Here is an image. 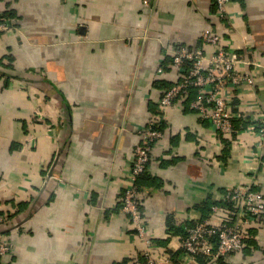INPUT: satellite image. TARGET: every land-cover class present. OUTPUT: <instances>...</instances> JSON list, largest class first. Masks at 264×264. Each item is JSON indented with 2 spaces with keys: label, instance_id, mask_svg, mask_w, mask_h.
Listing matches in <instances>:
<instances>
[{
  "label": "crops",
  "instance_id": "obj_1",
  "mask_svg": "<svg viewBox=\"0 0 264 264\" xmlns=\"http://www.w3.org/2000/svg\"><path fill=\"white\" fill-rule=\"evenodd\" d=\"M16 28L0 32V264H132L143 247L122 197L141 130L180 80L173 50L215 30L254 86L237 87V129L216 131L192 102L170 106L142 174L140 208L155 264H264V213L254 238L221 259L183 262L189 226L229 217L226 196L251 182L264 197L253 118L264 111V0H0ZM161 69V70H160ZM38 113L36 117L35 113ZM227 205V204H226ZM218 207V210H215ZM229 207V206H228Z\"/></svg>",
  "mask_w": 264,
  "mask_h": 264
},
{
  "label": "built area",
  "instance_id": "obj_2",
  "mask_svg": "<svg viewBox=\"0 0 264 264\" xmlns=\"http://www.w3.org/2000/svg\"><path fill=\"white\" fill-rule=\"evenodd\" d=\"M218 16L229 17L231 0H215ZM146 5L151 0H143ZM16 27L7 19L0 18V32H11ZM223 37L215 30H205L204 45L212 44L215 52L209 53L205 46L191 48L180 46L173 50V64L182 69L183 74L174 85L168 88L159 99V114L153 116L141 130V138L135 147L133 164L129 171L128 185L122 197V209L127 213L140 236L143 247L141 256L132 264H155L158 256L154 253L153 238L148 223L140 208V189L137 183L139 176L146 170L154 147L163 137L160 124L167 118L168 108L180 99L188 97L192 88L198 90V98L192 105L213 123L216 131L227 134L236 130V117L242 114L233 112L236 89L242 85L254 86V79L249 72L241 71L238 65L244 60L228 50ZM192 62L187 67V62ZM161 70V69H160ZM36 112L34 116L36 117ZM252 128L259 136V145L264 154V111L260 118H253ZM226 199L233 204L229 217L220 223L211 219H197L188 228V235L182 241L184 263L193 262L199 255L208 259H219L233 251L243 249L248 241L254 238L252 229L258 218L264 213L263 194L254 189L251 182L234 185ZM215 207V210H218ZM13 243L5 240L0 234V253L6 255L13 250Z\"/></svg>",
  "mask_w": 264,
  "mask_h": 264
},
{
  "label": "trees",
  "instance_id": "obj_3",
  "mask_svg": "<svg viewBox=\"0 0 264 264\" xmlns=\"http://www.w3.org/2000/svg\"><path fill=\"white\" fill-rule=\"evenodd\" d=\"M6 15L4 14V13H0V18H4ZM5 19V18H4ZM173 60V59H172ZM191 65H192V62H187V67H191ZM192 89H194V88H192ZM191 89V90H192ZM235 123H236V127H237V120H235ZM161 126H162V124H160V128H161ZM237 129V128H236ZM147 168H148V166H147ZM147 168H146V170H147ZM145 170V171H146ZM144 171V172H145ZM143 172V173H144ZM142 173V174H143ZM142 174L139 176V178H138V180H137V183H138V186H139V189L141 190V183H140V179H141V176H142ZM227 204V205H226ZM229 212H231V210L232 209H234L233 207V204L231 203V202H227L226 201V203H225V205H223ZM229 206V207H228ZM209 217V215H205V216H202L199 220H204V219H207ZM195 222L196 221H194L189 227H191V226H193L194 224H195ZM252 231H254V229H252ZM253 234H254V232H253ZM188 235V229H187V232H186V234H185V237ZM249 242V241H248ZM1 253H0V260H1ZM199 258H201V259H204V260H207L208 258L206 257V256H204V255H199L198 256ZM222 257H220V259H221Z\"/></svg>",
  "mask_w": 264,
  "mask_h": 264
}]
</instances>
